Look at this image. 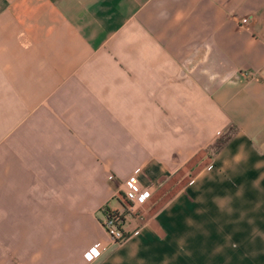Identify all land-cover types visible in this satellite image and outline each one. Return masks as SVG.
<instances>
[{"label": "crops", "instance_id": "crops-1", "mask_svg": "<svg viewBox=\"0 0 264 264\" xmlns=\"http://www.w3.org/2000/svg\"><path fill=\"white\" fill-rule=\"evenodd\" d=\"M0 264H264V0H0Z\"/></svg>", "mask_w": 264, "mask_h": 264}, {"label": "built area", "instance_id": "built-area-1", "mask_svg": "<svg viewBox=\"0 0 264 264\" xmlns=\"http://www.w3.org/2000/svg\"><path fill=\"white\" fill-rule=\"evenodd\" d=\"M246 19H242V23H246ZM208 169L212 168L210 164ZM151 191L149 189H142L140 193H136L134 183L131 180L127 183V190L124 193V199L127 202L125 212L118 211H104V219L101 221V226L113 244L122 243L128 236L125 234L123 226L127 216H133L140 221V226L132 234H136L142 227L147 226L145 220V213L142 206L150 198ZM105 246L99 244L96 248V253L101 254L105 250Z\"/></svg>", "mask_w": 264, "mask_h": 264}, {"label": "rangeland", "instance_id": "rangeland-1", "mask_svg": "<svg viewBox=\"0 0 264 264\" xmlns=\"http://www.w3.org/2000/svg\"><path fill=\"white\" fill-rule=\"evenodd\" d=\"M232 131V128L230 126H227L226 130H224L215 141L211 142L209 145L202 146L201 149L198 148L194 151L193 161L190 163V167H192V170L190 175L184 181V183H187L188 178H190L197 172V170L202 169L207 164L208 160L210 159L211 153H214L216 151V147L220 144V142H222V140L229 136ZM190 167L187 166V168ZM182 171L183 170L178 173V178L181 177L179 174H181Z\"/></svg>", "mask_w": 264, "mask_h": 264}]
</instances>
